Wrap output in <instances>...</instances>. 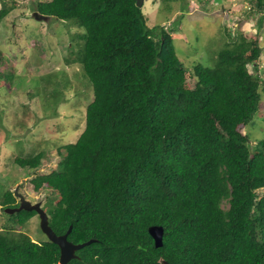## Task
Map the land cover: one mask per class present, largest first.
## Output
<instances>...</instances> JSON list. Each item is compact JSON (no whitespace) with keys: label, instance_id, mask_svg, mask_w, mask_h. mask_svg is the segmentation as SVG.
I'll return each mask as SVG.
<instances>
[{"label":"trees","instance_id":"trees-1","mask_svg":"<svg viewBox=\"0 0 264 264\" xmlns=\"http://www.w3.org/2000/svg\"><path fill=\"white\" fill-rule=\"evenodd\" d=\"M32 1V10L81 28L65 61L79 64L93 93L82 130L60 145L49 172H38L43 150L14 157L32 170L33 189H44L53 231L71 225L68 240L95 239L65 264H264V137L250 146L243 131L259 108L264 15L212 66L187 69L171 31L147 26L135 0ZM248 2L264 12V0ZM14 4L0 0V20ZM12 73L0 79L10 83ZM13 193L0 197L1 212L17 205ZM5 214L0 264H58L55 243L21 230L35 211Z\"/></svg>","mask_w":264,"mask_h":264},{"label":"rangeland","instance_id":"rangeland-1","mask_svg":"<svg viewBox=\"0 0 264 264\" xmlns=\"http://www.w3.org/2000/svg\"><path fill=\"white\" fill-rule=\"evenodd\" d=\"M15 1L16 5H11L0 20V50L4 57L0 72H14L10 83L0 79V197L10 188L31 202H42L44 189H33L32 170L17 165L14 157L43 150L45 156L38 172H49L60 158V145L75 141L82 130L85 107L93 93L79 64L65 61V56L70 60L76 56V41L81 40L74 34L81 28L54 16L37 20L31 15L32 0ZM165 1L144 0L141 9L147 26L160 25L171 31L176 55L187 69L197 62L212 66L218 51L237 41L238 32L250 38L256 31V20L264 15L248 10V0ZM259 32L261 96L258 110L243 130L250 136V146L264 137V25ZM247 66L250 71L255 69L251 64ZM46 73L63 78V86L51 88L52 80L58 81V77L48 81ZM49 94L51 99L46 97ZM4 215L0 208V225L7 222ZM21 230L36 240L45 237L35 216Z\"/></svg>","mask_w":264,"mask_h":264},{"label":"water","instance_id":"water-1","mask_svg":"<svg viewBox=\"0 0 264 264\" xmlns=\"http://www.w3.org/2000/svg\"><path fill=\"white\" fill-rule=\"evenodd\" d=\"M143 2L144 0H135V4L137 6H142ZM31 15L37 20H45L48 18L47 15L39 13L36 10H33ZM15 195H17L19 200L18 205L15 207H5L4 211L7 213L17 212L22 209L35 211L38 216V225L41 232L46 236L49 241L55 243L59 247L58 264H65L71 258H77L78 255L75 253V251L95 240L90 238L88 240L78 243H74L68 240L67 234L70 232L71 225H69L68 229L64 233L56 234L49 225L47 214L45 210L41 207L40 201L31 202L29 200H26L23 195L18 192H15ZM149 230L153 231V235L155 236V245H161V235L159 234L160 229L158 227H150ZM162 264L166 263L162 262Z\"/></svg>","mask_w":264,"mask_h":264},{"label":"clouds","instance_id":"clouds-1","mask_svg":"<svg viewBox=\"0 0 264 264\" xmlns=\"http://www.w3.org/2000/svg\"><path fill=\"white\" fill-rule=\"evenodd\" d=\"M142 5H143V4H142ZM32 11H33V10H32ZM261 52H262V51H261ZM260 54H261V53H260ZM17 165H18V164H17ZM13 192H14V193H13L14 196H15L16 198H18L17 195H15V192H18L17 189H13ZM19 193H20V192H19ZM20 194H21V193H20ZM23 197H24V196H23ZM24 198H25V197H24ZM25 199H26V198H25ZM16 200H18V199H16ZM26 200H27V199H26ZM18 201H19V200H18ZM29 201H30V200H29ZM40 203H41V202H40ZM17 204H18V203H17ZM16 206H17V205H16ZM7 207H9V206H7ZM13 207H15V206H13ZM41 207H42V206H41ZM6 213H7V212H6ZM52 230H53V229H52ZM56 234H57V233H56ZM44 236H45V235H44ZM45 237H46V236H45ZM46 239H47V238H46ZM67 239H68V238H67ZM47 240H48V239H47ZM75 252H76V251H75ZM57 263H58V262H57Z\"/></svg>","mask_w":264,"mask_h":264},{"label":"flooded vegetation","instance_id":"flooded-vegetation-1","mask_svg":"<svg viewBox=\"0 0 264 264\" xmlns=\"http://www.w3.org/2000/svg\"><path fill=\"white\" fill-rule=\"evenodd\" d=\"M19 193V192H18ZM18 199V198H17ZM18 203H19V201H18ZM18 205V204H17Z\"/></svg>","mask_w":264,"mask_h":264}]
</instances>
